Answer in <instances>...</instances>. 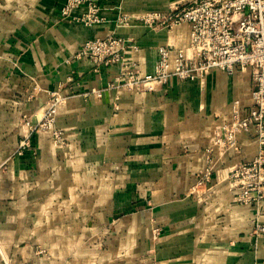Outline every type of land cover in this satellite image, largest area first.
Here are the masks:
<instances>
[{
	"label": "crops",
	"instance_id": "1",
	"mask_svg": "<svg viewBox=\"0 0 264 264\" xmlns=\"http://www.w3.org/2000/svg\"><path fill=\"white\" fill-rule=\"evenodd\" d=\"M179 1L100 0L106 21L87 26L73 19L86 6L62 15L66 0H0V264H264V236L252 235L264 209L233 202L221 176L257 154L255 135L216 156L207 203L187 193L218 115L235 99L250 103V73L214 70L151 92L113 86L126 70L152 72L159 46L188 47V24L136 19ZM112 34L137 45L126 66L97 69L77 56L88 39ZM56 90L69 95L57 119L64 145L37 128Z\"/></svg>",
	"mask_w": 264,
	"mask_h": 264
},
{
	"label": "built area",
	"instance_id": "2",
	"mask_svg": "<svg viewBox=\"0 0 264 264\" xmlns=\"http://www.w3.org/2000/svg\"><path fill=\"white\" fill-rule=\"evenodd\" d=\"M81 6H86V11L73 19L87 26L106 21L100 0H66L62 15L72 17L73 11ZM136 19L169 30L186 23L190 27L189 45L178 47L169 42L159 46L152 72L141 74L126 70L113 86L151 92L168 85L174 78L204 81L214 70L230 75L238 70L250 73V103L244 105L240 99H235L228 116L218 115L219 121L207 147V163L197 173L187 193L195 196L199 203H207L215 191L216 156H224L229 150L241 151V136L253 134L258 142L257 154L252 159L230 165L221 176L233 191V202L264 209V0H181L173 3L166 13L152 12ZM130 20L128 15L118 17L121 24ZM129 48H137V45L112 34L88 39L77 56L89 57L97 69L110 64L126 66ZM68 97L62 91H50V99L37 125L38 129L52 134L56 145L66 143L57 119L59 109ZM30 138L28 134L20 140L18 152L31 146ZM159 234L160 229L154 228V238L157 239ZM252 235L255 239L264 236V222L256 219ZM142 264L156 263L142 261Z\"/></svg>",
	"mask_w": 264,
	"mask_h": 264
},
{
	"label": "rangeland",
	"instance_id": "3",
	"mask_svg": "<svg viewBox=\"0 0 264 264\" xmlns=\"http://www.w3.org/2000/svg\"><path fill=\"white\" fill-rule=\"evenodd\" d=\"M182 1H185V0H182Z\"/></svg>",
	"mask_w": 264,
	"mask_h": 264
}]
</instances>
